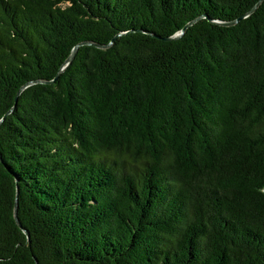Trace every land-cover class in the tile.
<instances>
[{"label": "trees", "instance_id": "16d2710c", "mask_svg": "<svg viewBox=\"0 0 264 264\" xmlns=\"http://www.w3.org/2000/svg\"><path fill=\"white\" fill-rule=\"evenodd\" d=\"M258 1L0 0V264H264Z\"/></svg>", "mask_w": 264, "mask_h": 264}, {"label": "water", "instance_id": "95a60500", "mask_svg": "<svg viewBox=\"0 0 264 264\" xmlns=\"http://www.w3.org/2000/svg\"><path fill=\"white\" fill-rule=\"evenodd\" d=\"M263 1H264V0H259V1L257 2V4L252 8V10H251L248 14L243 15V16H241L239 19H236V20L230 21V22H228V23H226V24H234V23L238 22L240 19L245 18V17L248 16L250 13L254 12V11L259 7V5H260ZM198 19H199V18H197V19L193 20L192 22L188 23V24L186 25V27H184V29L181 31L180 34H176V35H173V36L167 37V38H165V39H166V40H172V39H176V38L181 37V36L184 34L186 28H187L189 25L193 24V23H194L195 21H197ZM83 43H91V42H83ZM79 46H80V45H77V46L74 48V50H73L71 56L68 58V60L66 61L65 65L63 66V68L61 69V71H63V70L65 69V67H66L70 62H72V60H73V58H74V56H75V54H76V52H77ZM97 46H99V47H105V46H103V45H99V44H97ZM59 74H60V73H59ZM59 74L57 75V77L59 76ZM57 77H56V78H57ZM54 81H55V79H53V80H35V81H32V82L28 83L27 85L23 86V87L19 90V92H18V94H17V97H16V100H18V97H19V95L21 94V92H22L26 87H28L29 85H31V84H33V83H37V82L52 83V82H54ZM9 112H10V111H9ZM9 112H8V113H9ZM4 119H5V117H3V119L0 120V123H1ZM0 157L2 158L1 152H0ZM18 206H19V203H18V196H17L16 207H15V217H16V220H17V223L19 224V226L22 227V228L24 229V231L27 233V235H28V237H29V236H30L29 232L23 227V225H22V223H21V221H20V218H19V216H18Z\"/></svg>", "mask_w": 264, "mask_h": 264}]
</instances>
